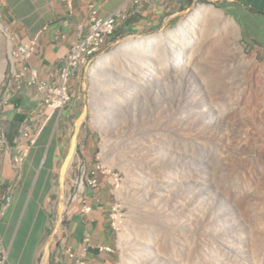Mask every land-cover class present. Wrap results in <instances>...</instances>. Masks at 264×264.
I'll list each match as a JSON object with an SVG mask.
<instances>
[{"label":"rangeland","instance_id":"1","mask_svg":"<svg viewBox=\"0 0 264 264\" xmlns=\"http://www.w3.org/2000/svg\"><path fill=\"white\" fill-rule=\"evenodd\" d=\"M206 9L223 13L201 0L163 29L116 36L71 90L104 180L121 181L115 264H264V54ZM8 31L0 20V96L16 73ZM162 35L159 51L127 47ZM47 210L53 230L57 188Z\"/></svg>","mask_w":264,"mask_h":264},{"label":"crops","instance_id":"2","mask_svg":"<svg viewBox=\"0 0 264 264\" xmlns=\"http://www.w3.org/2000/svg\"><path fill=\"white\" fill-rule=\"evenodd\" d=\"M142 7L116 36L125 32L145 34L170 26L201 0H141ZM219 7L237 24L246 46L264 54V0H204ZM133 9L131 0H0V20L21 40H37L30 67L41 80L55 82L72 47L91 27L93 9L108 18L123 9ZM81 74V72H80ZM80 74L73 80L76 88ZM0 119L13 154H22L27 141L22 131L43 129L37 145L24 164L14 168L3 160L0 186L12 188V202L0 213L1 249L8 264H77L86 253L88 264H115V254L100 248H116L117 235L111 227L115 204L112 189L101 177L99 191L86 189L83 196L92 209L89 215L79 209L67 215L65 198L71 195L72 180L81 165L92 169L96 163L94 138L85 131L86 113L76 103L50 116L44 113L36 90L22 88L0 96ZM57 188L64 201V220L59 231L61 208L52 230L48 203ZM89 236L90 244L85 243ZM70 249L75 259L67 254Z\"/></svg>","mask_w":264,"mask_h":264},{"label":"built area","instance_id":"3","mask_svg":"<svg viewBox=\"0 0 264 264\" xmlns=\"http://www.w3.org/2000/svg\"><path fill=\"white\" fill-rule=\"evenodd\" d=\"M133 9H123L115 12L108 18L99 16L97 10L93 9L90 18L91 27L89 32L82 36L72 47L71 52L65 59L60 70L59 79L55 82L41 80L36 71L30 67V61L34 55L35 47L38 39L24 41L13 31H8L9 39L14 43L11 59L15 62L16 73L15 77H9L6 80L5 88L7 92H12L14 89L21 90L29 88L36 90L42 98L44 113L49 118L57 112L65 110L72 101L71 84L73 80L84 70L87 62L93 57L100 55L109 42L116 37L117 30L120 26L127 24L129 20L137 13V10L142 7L141 0H131ZM43 129L40 128L35 133L26 132L22 139L27 141L26 150L22 154H13V148L10 145L6 133L3 129V134L0 135V147L3 152V160L9 159L10 164L14 168L23 166L26 158L29 155L32 147L37 143ZM97 162L92 169H89L86 164H83L78 169L77 174L72 180V192L68 197L67 215H70L75 210H80L83 214L89 215L92 209L87 206L85 197L83 196L86 189L99 191L101 188V177L106 176L104 168L99 163V155L96 158ZM2 163H0V177L2 172ZM111 186L115 197L110 220L111 227L115 234L119 233L121 225V214L116 205L117 190L120 189V180L117 176L112 177ZM12 188L8 187L5 193L0 192V213L10 206L12 202ZM86 244H90L89 236L85 239ZM117 244V243H116ZM2 236L0 233V264H8V255L1 249ZM101 253L115 254L116 248H100ZM70 258L75 259L74 254L70 249L67 250ZM77 264H88L86 253L76 259Z\"/></svg>","mask_w":264,"mask_h":264},{"label":"bare ground","instance_id":"4","mask_svg":"<svg viewBox=\"0 0 264 264\" xmlns=\"http://www.w3.org/2000/svg\"><path fill=\"white\" fill-rule=\"evenodd\" d=\"M203 16L208 19V20H213L217 23L220 24V31L222 33L226 32L228 33L229 37L231 38V40L236 41L238 40L239 37V32H238V28L235 24V22L229 18L226 17L223 13H221L220 11H215L212 9H206L203 13ZM219 30L217 32H220ZM162 33V32H161ZM177 39H179L180 37H186V30L185 28H181L180 31L176 34ZM214 38L216 37L213 36ZM134 38V37H133ZM128 45L127 47L129 49H132L134 51L137 52H144L147 50H156L159 51L163 48H165L166 43H167V39L165 38L164 35L160 36V37H153V36H146V38L144 39H130L128 40ZM99 56V55H98ZM95 56L93 57L89 62H87L86 66L84 67V69L88 68L94 61L95 59L98 57ZM108 58H104L102 60V64L108 62ZM162 65L165 67H168L171 71H176L178 69V67L181 65L180 61L177 59L173 62H169L167 60H161ZM164 62V64H163Z\"/></svg>","mask_w":264,"mask_h":264},{"label":"water","instance_id":"5","mask_svg":"<svg viewBox=\"0 0 264 264\" xmlns=\"http://www.w3.org/2000/svg\"><path fill=\"white\" fill-rule=\"evenodd\" d=\"M219 10V9H218ZM222 11V10H221ZM223 12V11H222ZM224 13V12H223ZM225 14V13H224ZM226 15V14H225ZM226 16H228V15H226ZM229 17V16H228ZM60 208H61V213H60V218H59V220H58V226H57V228H56V230L55 231H59L60 230V227H61V225H62V222H63V220H64V215H63V210H64V201L63 200H61L60 201Z\"/></svg>","mask_w":264,"mask_h":264}]
</instances>
